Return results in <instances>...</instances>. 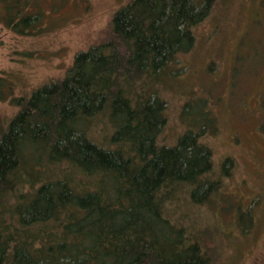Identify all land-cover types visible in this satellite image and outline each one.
Listing matches in <instances>:
<instances>
[{
  "label": "trees",
  "instance_id": "trees-1",
  "mask_svg": "<svg viewBox=\"0 0 264 264\" xmlns=\"http://www.w3.org/2000/svg\"><path fill=\"white\" fill-rule=\"evenodd\" d=\"M217 1L131 0L64 79L15 100L0 127V264H208L202 224L186 211L220 191L202 138L209 125L196 120L198 130L163 143L155 82L192 49ZM28 7L0 0L1 21L37 31L41 13ZM34 158L39 176L22 178Z\"/></svg>",
  "mask_w": 264,
  "mask_h": 264
},
{
  "label": "rangeland",
  "instance_id": "rangeland-1",
  "mask_svg": "<svg viewBox=\"0 0 264 264\" xmlns=\"http://www.w3.org/2000/svg\"><path fill=\"white\" fill-rule=\"evenodd\" d=\"M130 1L20 0L41 13L31 34L12 31L0 18V127L18 113L16 99L64 79L78 53L106 41L114 14ZM194 31L192 49L155 82L166 104L161 141L173 143L187 128L196 130V120L209 125L202 138L220 191L186 212L202 224L208 264H264V0H218ZM36 159L26 169L23 164L22 178L39 176ZM226 159L233 164L224 174Z\"/></svg>",
  "mask_w": 264,
  "mask_h": 264
}]
</instances>
